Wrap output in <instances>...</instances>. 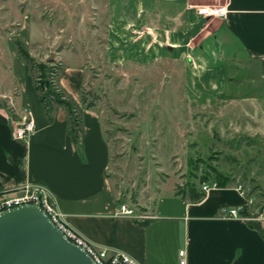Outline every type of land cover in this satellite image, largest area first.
Returning a JSON list of instances; mask_svg holds the SVG:
<instances>
[{
    "label": "rangeland",
    "instance_id": "rangeland-1",
    "mask_svg": "<svg viewBox=\"0 0 264 264\" xmlns=\"http://www.w3.org/2000/svg\"><path fill=\"white\" fill-rule=\"evenodd\" d=\"M135 1L0 0V105L15 106L14 39L58 77L64 62L80 64V97L101 119L117 198L142 211L162 183L179 191L199 189L202 178L242 183L252 198L246 216L261 228L264 80L257 63L235 46L205 59L194 48L169 52Z\"/></svg>",
    "mask_w": 264,
    "mask_h": 264
},
{
    "label": "crops",
    "instance_id": "crops-1",
    "mask_svg": "<svg viewBox=\"0 0 264 264\" xmlns=\"http://www.w3.org/2000/svg\"><path fill=\"white\" fill-rule=\"evenodd\" d=\"M137 15L147 17L149 31L161 35L165 48L184 55L196 50L233 51L257 63L264 80V0H136ZM226 4L224 16H205L199 8ZM139 16V15H138ZM137 16V17H138ZM162 30V32H161ZM159 32V33H158ZM65 60L67 54H61ZM12 63V64H11ZM16 92L12 111L0 105V193L29 184L42 185L64 215L67 225L97 248L130 256L138 264H264V223L222 218L220 210L245 204L244 197L226 185L213 188L197 202L159 186L153 203L142 210L151 218L137 221L117 214L118 204L108 175L110 146L96 110L81 103L84 69L64 62L58 81L82 111L77 143L68 131V113L55 106L46 120L27 65L18 54L10 60ZM22 107L33 121L25 141L11 137Z\"/></svg>",
    "mask_w": 264,
    "mask_h": 264
},
{
    "label": "built area",
    "instance_id": "built-area-1",
    "mask_svg": "<svg viewBox=\"0 0 264 264\" xmlns=\"http://www.w3.org/2000/svg\"><path fill=\"white\" fill-rule=\"evenodd\" d=\"M226 12V4L198 9V13L205 16L221 17L224 16ZM32 130L33 121L29 116V111L26 107H22L19 121L11 122V137L16 141L23 142ZM219 187L221 186L213 179L204 180L199 184V188L204 194L213 188ZM234 188L244 197L245 204L221 208V217L248 220L249 218L243 215L241 211L252 203V198L246 192L242 183H235ZM33 203L38 204L50 221L57 226L70 241L82 247L96 264H138L125 253L93 246L85 238L73 231L65 222L63 213L59 210L57 205H55L42 185L29 184L12 192L0 193V212L18 205ZM117 214L133 218L137 221H143L152 217L150 213L140 211L136 207L130 206L124 202L118 204ZM184 254L185 252L183 249L178 251L179 264L185 263Z\"/></svg>",
    "mask_w": 264,
    "mask_h": 264
},
{
    "label": "water",
    "instance_id": "water-1",
    "mask_svg": "<svg viewBox=\"0 0 264 264\" xmlns=\"http://www.w3.org/2000/svg\"><path fill=\"white\" fill-rule=\"evenodd\" d=\"M0 264L96 263L33 203L0 212Z\"/></svg>",
    "mask_w": 264,
    "mask_h": 264
},
{
    "label": "trees",
    "instance_id": "trees-1",
    "mask_svg": "<svg viewBox=\"0 0 264 264\" xmlns=\"http://www.w3.org/2000/svg\"><path fill=\"white\" fill-rule=\"evenodd\" d=\"M15 51L22 61L27 65L28 72L31 76L33 82V88L36 91L38 100L41 104L43 114L46 120L50 121L52 119V110L55 106H63L67 113L69 119L68 131L72 136L73 140L77 143L79 138V133L81 131V115L82 111L79 106L75 103L73 98L63 89L58 81V73L53 70L48 63L36 62L29 55L24 45L17 39L12 41ZM32 70L38 73V76L32 75ZM81 103L85 108H91L94 106L91 102L87 103L83 94H81ZM207 178H202L206 180ZM214 180V179H213ZM218 184L223 187L227 183L218 181ZM176 195H181L183 198H188L193 202L200 201L204 197V193L193 186L187 188V190L179 191L175 190ZM243 215H248L246 207L241 211ZM249 224L260 230L261 228L247 220Z\"/></svg>",
    "mask_w": 264,
    "mask_h": 264
}]
</instances>
